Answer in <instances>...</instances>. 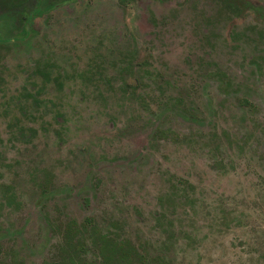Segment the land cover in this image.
<instances>
[{"label": "rangeland", "instance_id": "obj_1", "mask_svg": "<svg viewBox=\"0 0 264 264\" xmlns=\"http://www.w3.org/2000/svg\"><path fill=\"white\" fill-rule=\"evenodd\" d=\"M246 1L260 14L74 0L16 26L0 45L3 254L50 260L57 228L91 218L167 264H264V0Z\"/></svg>", "mask_w": 264, "mask_h": 264}, {"label": "trees", "instance_id": "obj_2", "mask_svg": "<svg viewBox=\"0 0 264 264\" xmlns=\"http://www.w3.org/2000/svg\"><path fill=\"white\" fill-rule=\"evenodd\" d=\"M71 1L74 0H0V28L2 32L3 27L8 28L6 32L10 34L17 25H28L43 12ZM120 1L126 3L136 0ZM104 82L110 84L108 80ZM123 87L125 84H122L121 89ZM124 95H118L119 99L124 98ZM109 227L104 231L90 218L63 224L59 228L61 241L55 254L40 264H167L165 259L149 253L150 246L146 241L136 244L125 237L122 233L124 229L117 221L111 222ZM0 264L25 263L14 252L7 255L0 249Z\"/></svg>", "mask_w": 264, "mask_h": 264}, {"label": "flooded vegetation", "instance_id": "obj_3", "mask_svg": "<svg viewBox=\"0 0 264 264\" xmlns=\"http://www.w3.org/2000/svg\"><path fill=\"white\" fill-rule=\"evenodd\" d=\"M67 3H70V2H67ZM221 3L222 4H225L224 6H226L231 12L236 13L237 15L241 14V12H243L244 10H246V6L248 8H251L254 12L260 14L259 13L260 12V9L258 7H255V6H250L249 5V2H247L246 0H221ZM31 20L32 19H30V21ZM10 34H6L5 36H7V37H5L3 35L2 30L0 29V39H1V36L3 37L2 40H0V45H12V44H10L9 41H10L11 38H14V37L13 36H10ZM27 39H28V37L22 38V41L27 40ZM46 65H48V64H46ZM49 67L52 68L53 66H49ZM60 77L61 76H58V78H60ZM54 80L56 81L58 79H54ZM104 81H107V79L104 80ZM122 84H125V87H123V89H121ZM118 88L119 89H118L117 95H119V96H121V94H123V93L126 94V95H129V93H130L129 91L131 90V89H129V86L126 83H124V82L121 83ZM145 90H147V89H145ZM126 95H124V96H126ZM119 96H118V98H119ZM149 97H151V94H148L147 92H145L143 95L142 94L139 95L138 101L140 102L141 105L142 104H145L146 101L149 99ZM243 101H244V103L246 105H248V106L250 105L247 100H243ZM171 102H173V103H175V102H181V99L180 98H175V99H172ZM188 115L189 114H186V116H184L183 118L184 119H188V117H187ZM189 117H190V115H189ZM159 133L160 134H163L165 132H159ZM165 135H167V134L165 133ZM179 182H180V180H177L176 184H179ZM174 187H176V186L174 185ZM11 190H12V188L9 187V186H2V188H1L2 195H3V203L6 204V205H11L13 203V201H14V196H13ZM84 201H85V204H88L89 203L88 200H84ZM85 219H87V218H85ZM85 219H83L82 221H84ZM69 221L82 222V221H77L75 219H69L68 222ZM59 228H57V231H59ZM2 233L5 234L4 232H0V236H1L0 240L3 238V234ZM59 237H60V241H61L60 233H59Z\"/></svg>", "mask_w": 264, "mask_h": 264}]
</instances>
